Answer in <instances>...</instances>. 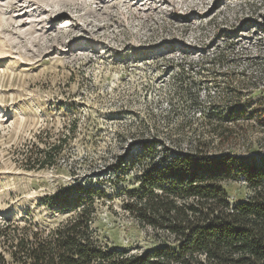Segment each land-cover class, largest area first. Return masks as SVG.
Instances as JSON below:
<instances>
[{"label": "rangeland", "instance_id": "rangeland-1", "mask_svg": "<svg viewBox=\"0 0 264 264\" xmlns=\"http://www.w3.org/2000/svg\"><path fill=\"white\" fill-rule=\"evenodd\" d=\"M14 1L21 12L10 10ZM33 1L0 0V221L51 230L72 214L48 209L43 198L75 180H101L112 200L94 218L99 242L142 254L159 239L118 194L137 187L136 170L117 184L109 171L134 158L140 142H156L161 155L172 147L169 134L231 130L223 151L264 161V0H105L107 13L91 6L73 13L77 22L63 16L51 40L62 45L32 57L46 40L35 33ZM67 130L54 166L24 169L26 155ZM206 138L218 146L219 138ZM223 188L231 206L250 196L242 181Z\"/></svg>", "mask_w": 264, "mask_h": 264}, {"label": "trees", "instance_id": "trees-1", "mask_svg": "<svg viewBox=\"0 0 264 264\" xmlns=\"http://www.w3.org/2000/svg\"><path fill=\"white\" fill-rule=\"evenodd\" d=\"M68 132L26 155L24 169L54 166ZM207 135L220 139L216 148ZM228 135L231 130L217 134L216 128L169 134L175 152L170 147L161 155L156 142L142 141L134 158L110 168L114 184L136 170L137 187L118 194L126 198L124 211L159 239L155 249L132 255L102 246L92 225L99 204L112 196L101 180L96 186L75 180L42 200L72 214L51 230L26 219L0 221V264H264V161L223 151ZM239 181L250 196L231 206L223 184Z\"/></svg>", "mask_w": 264, "mask_h": 264}, {"label": "bare ground", "instance_id": "bare-ground-1", "mask_svg": "<svg viewBox=\"0 0 264 264\" xmlns=\"http://www.w3.org/2000/svg\"><path fill=\"white\" fill-rule=\"evenodd\" d=\"M130 1L131 0H129V2ZM129 2H127V3H129ZM18 3L19 2H15V1L12 2L10 4V10L14 11L16 13L18 11L21 12L23 7H21ZM104 3H105V0H35V1H33L32 5H33V7H35L34 10L39 16L35 22V25L37 26L35 33L38 34V36L40 37V38L39 37H37V38H39V39L43 38L46 40H45L44 48H43V50H41L42 52L40 51V52H37L34 54L32 53L31 56L32 57L38 56V53H41V54L45 53L50 48L58 49V47L60 45H62V43H60V45H58V47L57 46L53 47L51 40H52V37L55 36L53 34L58 33L54 29L53 25H55L61 18H63V16H65V17L69 16L72 19V21L77 22L76 19L74 18L73 13H75V14L77 13V17H80L81 11L84 10L85 8L91 7V6H94L96 9H98L97 7H100L101 8L100 11H102L103 13H107L106 9L109 7V5H106L107 3H105V5H104ZM145 3H147V1ZM171 3H173V2L171 1ZM101 5H104V6H101ZM135 5L136 4H134L133 6L135 7ZM128 8H130V6H128ZM137 9H139V8H137ZM91 11L92 10H90L88 12V14H90ZM93 11H96V10H93ZM14 21H11V22H13V24H14L15 23ZM15 24H17V23H15ZM65 24L69 25V23H65ZM68 25H66V26H68ZM18 26L20 27L21 24H19ZM71 26L72 25H70L67 28H71ZM14 28H12V29H14ZM9 29H11V27H9ZM10 33H11V31H10ZM23 38L24 37H20L21 40H23ZM55 38H56V36H55ZM80 41H81L80 39H76V40H73L72 42H69V44L71 46L70 49L77 47V45H79ZM37 42L35 41V44H37ZM17 45H18V43H16L14 47H16Z\"/></svg>", "mask_w": 264, "mask_h": 264}]
</instances>
